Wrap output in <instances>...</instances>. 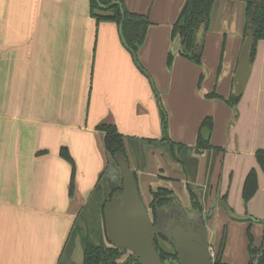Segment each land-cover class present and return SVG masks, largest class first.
Wrapping results in <instances>:
<instances>
[{"label": "crops", "instance_id": "0c3cea01", "mask_svg": "<svg viewBox=\"0 0 264 264\" xmlns=\"http://www.w3.org/2000/svg\"><path fill=\"white\" fill-rule=\"evenodd\" d=\"M123 2L149 20L138 64L119 26L92 16L89 0H0V264H82L79 238L70 246L67 240L110 162L97 129L103 123L114 124L124 136L146 205L149 188L165 187L192 209L188 180L191 189L208 193L205 210L223 199L239 215L264 218V171L255 158L264 150V39L235 105L206 96L232 94L244 2L215 0L201 63L178 52L169 66L172 25L185 0ZM207 116L212 129L201 135L208 134L209 146L198 152ZM61 148L75 166L72 195V168ZM252 169L258 188L244 203L242 186ZM223 228V261L246 264V231L258 244L263 225L236 223L217 205L207 221L213 249ZM231 228L244 230V261L230 257L239 248Z\"/></svg>", "mask_w": 264, "mask_h": 264}, {"label": "trees", "instance_id": "16d2710c", "mask_svg": "<svg viewBox=\"0 0 264 264\" xmlns=\"http://www.w3.org/2000/svg\"><path fill=\"white\" fill-rule=\"evenodd\" d=\"M111 1L112 0H99L103 5H108ZM117 1L120 2V6L124 12V21L122 25L123 38L127 48L132 50V55L136 58L137 50L145 39L149 20L144 14L129 11L123 0ZM214 1L215 0H185L177 19L172 25V40L176 34H179L181 38L182 52H179V54L185 56L195 64L201 63L203 50L202 43L199 45L195 44V32L201 22H208ZM241 1L244 2L245 18L243 37L246 35L248 26L251 27L252 31V45L249 53L251 61L255 54L257 43L264 39V0H260L256 3H251L248 0ZM89 3V11L92 16H95L98 19L113 20L119 26L121 12L118 4H113L108 9H102L99 7L96 0H89ZM172 58L173 54L169 50L167 56L168 66L171 64ZM135 62H137V60H135ZM206 96L221 98L231 106L235 105L240 97V95H235L233 92L226 99L217 95L215 92L207 94ZM164 120L165 114H163V121ZM212 124L213 122L210 116L205 117L201 122L197 137V146L195 148L196 151L200 152L209 146L208 137L203 138L201 130L206 129L209 133L212 129ZM97 129L103 133L104 149L110 162L101 178L98 179L85 206L79 212L69 234L67 244L69 243L68 245L70 246L77 237L79 238L82 244V264H140L139 259L133 253L128 252L126 249L116 248L105 242V239L107 240L108 237L106 232L104 207L113 197L121 194L122 179L117 165V158L123 157L127 160V155L124 136L119 133L114 124L103 123L97 126ZM60 156L71 164L72 173L69 195H72L75 175L74 162L66 148H61ZM255 158L260 168L264 171V150H257L255 152ZM133 174L135 176L134 172ZM257 188V174L256 171L252 169L248 172L243 182L241 192L242 201L244 203L249 201L255 194ZM150 193L151 202L149 208L152 217L155 220L157 210L160 207L171 203L173 199V191L165 187H157L150 189ZM189 197L191 204L201 210V204L197 201L195 194L189 191ZM246 236L248 253V261L246 264H264V224L261 240L258 244L254 243V238L250 229L246 231ZM160 237L164 238V236ZM155 242L159 255L164 262L173 258V260L177 259V253L174 249L165 248L164 245L159 242L157 237H155ZM225 242L226 230L223 228L219 244L215 251L213 264H233L223 261ZM169 263L177 264L178 262L169 261ZM58 264L72 263L60 261Z\"/></svg>", "mask_w": 264, "mask_h": 264}, {"label": "water", "instance_id": "95a60500", "mask_svg": "<svg viewBox=\"0 0 264 264\" xmlns=\"http://www.w3.org/2000/svg\"><path fill=\"white\" fill-rule=\"evenodd\" d=\"M256 3L260 0H248ZM99 7L108 9L113 4L120 2L112 0L108 5H103L96 0ZM121 20L119 23V34L123 44L126 46L122 34L124 12L120 6ZM205 23L201 22L195 32V44L202 43ZM252 45V31L248 26L246 35L241 44L238 56L237 68L234 75L233 90L235 95H240L246 84L250 72V48ZM127 47V46H126ZM132 52V50L130 49ZM170 51L173 55L182 52L181 38L176 34L172 40ZM134 60H136L134 56ZM206 131V130H205ZM208 135V134H206ZM204 135V137H207ZM117 165L122 179V191L118 197L112 198L105 204L104 217L107 235L111 244L119 249H127L140 261V264H164L156 249L154 236L156 228L152 223L148 210L143 203L136 179L129 163L123 157L117 158ZM222 206L227 215L235 220H255L250 216H237L224 201L212 200L209 210L199 217L196 211L190 213L183 211V217L178 218L181 227L174 233H168L166 238L177 251L179 264H213L211 250L208 243V233L205 222L212 216L214 206ZM197 224V225H196Z\"/></svg>", "mask_w": 264, "mask_h": 264}, {"label": "flooded vegetation", "instance_id": "af4514ba", "mask_svg": "<svg viewBox=\"0 0 264 264\" xmlns=\"http://www.w3.org/2000/svg\"><path fill=\"white\" fill-rule=\"evenodd\" d=\"M205 23V22H204ZM245 37V36H244ZM244 37H243V39H244ZM130 166V165H129ZM133 171V170H132ZM134 172V171H133ZM135 173V172H134ZM135 176H136V173H135ZM134 176V177H135ZM136 182H137V177H136ZM190 183V181H188L187 180V182H186V186H187V194H188V196H189V191L190 192H192V193H194L195 194V196L197 197V201L198 202H200V204H201V210H199L197 207H194L192 204H191V201H190V197H189V201H190V207L192 208V209H186V208H184V207H182L181 205H180V203H179V200H178V198H177V196H176V194L173 192V199H172V201H171V203L170 204H168V205H165V206H162V207H160L158 210H157V216H156V218H155V220L153 219V217H152V213H151V210H150V208H149V204H150V202H151V198H150V201H149V203H148V205H146L144 202V204H145V206H146V208H147V210H148V213H149V215H150V218H151V220H152V223H153V225L155 226V228H156V233H155V236H154V242H155V237H157L158 238V240H159V242L161 243V244H163L164 245V247L165 248H167V249H174L175 250V248L173 247V245L171 244V242L170 241H168L167 240V238H166V235L168 234V233H170V234H172V233H174V231H176V230H178V228H180L181 227V224H180V222H179V219L178 218H180V217H183V211H188V212H190V213H192V212H194V211H196L197 212V214L199 215V217L200 218H202V216H203V214H205V213H207L208 212V210H209V207H210V204H211V202H210V204H209V206H208V208H207V210H205V207H203V205H202V200H206L207 201V197H208V193L207 194H205V193H196L193 189H191L190 187H189V184ZM138 186V185H137ZM150 189H153V188H149V190ZM139 190V189H138ZM203 195V196H202ZM115 197H118V196H115ZM150 197H151V193H150ZM203 199H202V198ZM114 198V197H113ZM143 201V200H142ZM216 201H220V200H216ZM221 201H224L223 199L221 200ZM225 202V201H224ZM218 204H216L215 206H217ZM228 205V204H227ZM215 206H214V208H215ZM220 206V205H219ZM220 207H222V206H220ZM213 208V209H214ZM223 208V207H222ZM223 210H224V208H223ZM232 210V209H231ZM233 211V210H232ZM224 212H225V210H224ZM226 213V212H225ZM227 214V213H226ZM212 217V216H211ZM210 217V218H211ZM209 218V219H210ZM230 218V217H229ZM208 219V220H209ZM255 219V218H254ZM258 219V218H257ZM257 219H255V220H257ZM207 220V221H208ZM207 221L205 222V226H206V229H207ZM246 221H252V222H257V223H260V224H264V218L263 219H259V220H257V221H253V220H250V219H247ZM261 221V222H260ZM105 224H106V222H105ZM197 225V224H196ZM106 232H107V229H106ZM160 236H164V238H161ZM107 237H108V235H107ZM105 242H106V244H110L111 246H113L112 244H111V242H110V240H109V238L106 240L105 239ZM208 243H209V240H208ZM155 246H156V242H155ZM209 248H210V250H211V257H212V260L214 259V256H215V252H214V250H213V248H212V246H211V244L209 243ZM156 249H157V246H156ZM127 250V249H126ZM128 251V250H127ZM176 251V250H175ZM128 252H130V251H128ZM131 253V252H130ZM176 253H177V251H176ZM160 256V255H159ZM161 258V257H160ZM172 258V257H171ZM174 259V258H173ZM173 259H169V260H167V261H163L162 259V261H163V263L164 264H170L169 263V261H171V262H178L177 264H179V260H178V257H177V259H175V260H173Z\"/></svg>", "mask_w": 264, "mask_h": 264}, {"label": "rangeland", "instance_id": "374dc122", "mask_svg": "<svg viewBox=\"0 0 264 264\" xmlns=\"http://www.w3.org/2000/svg\"><path fill=\"white\" fill-rule=\"evenodd\" d=\"M180 167V166H179ZM181 169V168H180ZM156 187V186H155ZM192 188H194L193 190L196 192V193H199V191H198V188H196L195 186H192ZM234 212V211H233ZM237 216H240V217H243V216H250V217H253V218H255L254 216H251V215H239V214H237L236 212H234ZM231 220H233V221H235L236 223L237 222H243L244 220H235V219H232V218H230ZM255 219H257V218H255ZM260 218H258L257 220H259ZM248 222H252V221H248ZM239 224V223H238ZM252 224V223H251ZM230 231H231V233L235 236V242H237L238 243V252L237 251H235V252H232V254L230 255V257L232 258V259H235V261H244L245 260V256H244V252H243V250H242V252H241V250H240V246H241V241H242V239H243V232H244V230L243 229H237V228H231L230 229ZM212 232V231H211ZM212 234V233H211ZM214 237H215V235H214ZM211 239H213L212 238V236H211ZM216 249V248H215ZM215 249H213L214 250V252L216 251ZM243 249V248H242Z\"/></svg>", "mask_w": 264, "mask_h": 264}]
</instances>
